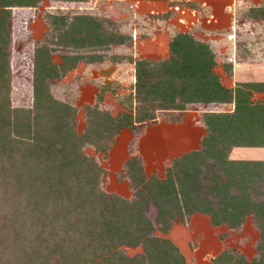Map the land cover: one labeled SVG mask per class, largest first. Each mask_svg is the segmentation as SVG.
Instances as JSON below:
<instances>
[{"label":"trees","instance_id":"obj_1","mask_svg":"<svg viewBox=\"0 0 264 264\" xmlns=\"http://www.w3.org/2000/svg\"><path fill=\"white\" fill-rule=\"evenodd\" d=\"M38 1L0 0V264H184L172 240L154 231L166 235L173 222L185 223L195 212L207 214L212 226L229 229L241 228L250 217L257 230L253 257L224 247L211 258L214 264H264V161L228 158L232 146H264V101L253 102L241 88L225 87L214 71L210 45L190 32H176L166 58L136 60L128 95L112 89L122 110L112 114L98 104L87 108L93 117L83 134L73 127L76 107L49 90L50 79L82 60L77 52L63 55L57 66L48 44L36 46L32 107H13L5 83L7 22L12 8L34 7ZM94 20L77 15L52 46L102 49L131 41L130 35L105 32L101 21ZM51 23L59 30L66 19L55 16ZM72 30L76 41L64 40ZM92 33L97 38L91 41ZM108 90L111 86L101 85L99 100ZM233 100L231 112L207 111L210 103ZM141 102H154L155 109L138 107ZM189 108L205 110L206 134L199 149L174 158L162 177H147L139 155L132 153L123 166L134 198L99 188L103 170L82 151L85 145L107 152L122 129L153 124L161 110L177 111L178 121ZM151 205L154 221L146 212ZM137 245L140 253L124 252L123 247Z\"/></svg>","mask_w":264,"mask_h":264},{"label":"crops","instance_id":"obj_2","mask_svg":"<svg viewBox=\"0 0 264 264\" xmlns=\"http://www.w3.org/2000/svg\"><path fill=\"white\" fill-rule=\"evenodd\" d=\"M236 2L237 0H125L124 12L130 18L135 17L138 24L129 33L131 41L127 45H115V47H126L128 50L119 51L120 53L113 51L114 53L109 56V59L100 62H80L76 70H83L81 81H85V85L92 88L101 84L111 86V90L104 94L102 102L114 110L117 108L122 110L123 104L120 103L119 98L112 92V89L115 88L117 94L133 90L136 60L141 58L162 59L168 51L170 40L168 32L164 34L163 32L155 33L151 37L145 38L138 36V30H141L142 24L153 20L160 21L156 18H147L145 6L150 5L152 8L158 9L162 4L165 6L168 3H174L177 4V14L172 17V21H174L176 31H191L196 36L206 39L214 53H216L214 71L219 75L221 83L228 88H241L253 102L264 101V59L258 60L253 57L237 59L234 54L227 51L233 48L230 44H232V39L237 36V26L244 25V23H239V19L231 18L232 14H235ZM180 3L182 5L186 3L187 7L181 6ZM192 4L197 7L192 8ZM229 7L232 14L227 12ZM188 11L194 15H189L186 21L184 16ZM198 23L201 24L200 29ZM257 23L258 21H256ZM262 24H259V26ZM213 29H226V31L218 37ZM162 37H165V43L160 45ZM220 61L226 62V66L230 67L229 74L219 64ZM69 75L71 76L72 73L67 74V76ZM245 84H254V87L244 86ZM234 105V100L220 103L213 102L208 105L210 110L207 111L231 112ZM204 111L199 108H189L181 113V118L177 121L175 120L178 116L177 111L167 112L161 110L157 112V120L153 124L138 123L137 128L133 131L128 128L122 129L109 152L108 161L116 165L120 162V165H123L129 156L135 153L139 155L147 177L151 174L161 177L164 167L174 158L200 148L202 138L206 134L202 120ZM129 142L133 146L130 153H128ZM122 143H124L123 147H118V145L122 146ZM228 158L233 161H264V146H232L228 152ZM115 184V193L129 197L130 191L127 181ZM201 220L204 223L206 222L208 227L213 228L214 235L209 240L202 238V231H198L196 228L200 226ZM251 224H253L252 219L247 217V223L244 222L241 228L246 230L247 233H252L251 236H253L255 243L257 230L254 224ZM222 228L226 227L224 225L212 226L207 214L195 212L185 223L181 220L173 222L166 236L184 255V264H214L211 258L227 245L225 244L226 238L219 236ZM199 246H208L207 251L199 254L200 256L197 255Z\"/></svg>","mask_w":264,"mask_h":264},{"label":"rangeland","instance_id":"obj_3","mask_svg":"<svg viewBox=\"0 0 264 264\" xmlns=\"http://www.w3.org/2000/svg\"><path fill=\"white\" fill-rule=\"evenodd\" d=\"M124 3L125 0H40L34 7L12 8L11 18L7 22L9 31V40L6 46L8 72L5 76V83L7 84L6 89L8 91V97L11 105L13 107H32V80L34 70L33 57L36 46H40L43 43L48 44L47 47L51 49L50 53L48 54L51 60L57 66L60 64L61 57L63 55H75L74 52H77L83 56L80 62L89 63L97 61L100 62L107 58L109 59V56L114 53L113 51L120 53L119 51L128 50L126 47L116 48L115 45H127L129 40L123 44H111L108 47H104L102 49L95 48L94 46H91V44L77 48L69 44H65L69 46L68 48H64L63 46H52L54 44L60 43L59 40L61 37H58V33L66 29L65 24H70L68 22L72 21V19H75L77 15H90L91 17H94V21L99 19V22L101 21L102 28L105 32L111 33L115 31L123 33L126 36L129 35V33L133 31V28L137 26L138 20L135 17L130 18V16L128 17V15H126L123 10ZM181 6L187 7L186 3L183 5L181 4ZM195 7L197 6L192 4V8ZM176 8L177 4L175 5L174 3H168L165 6L162 4L158 9L152 8L150 5H146L145 11H147V18H156L160 19V21L153 20L149 21V23L142 24L141 30H138V36L145 38L151 37V35L155 33L163 32L164 34L165 32H168L171 38V36L176 32L192 33L191 31L184 30L176 31L174 21H172V17L177 14ZM230 10L231 9L229 7L227 12L232 14ZM191 14L188 11L184 16L186 17V21L188 20V16ZM55 16H63L66 19V23L60 25L59 30L53 29L55 24L51 23L53 17ZM234 17L239 19L240 24L244 23V25L237 26V36L236 38L232 39V44H230L233 48L228 49L227 51L231 54H234L237 59H248L250 57L258 60L261 58L264 59V0H237L235 14H232L231 18ZM256 21H258L257 24ZM259 24L262 25L259 26ZM197 25L200 29L201 24L198 23ZM213 30L216 32L218 37L220 34L222 35L226 31V29ZM73 33L74 32L72 30L69 34H65L64 40L68 42L76 41L75 37L72 36ZM99 33V39H101V30ZM192 34L195 37L206 41V39H202L196 36L194 33ZM95 38H97L96 35L92 33L89 40L92 41ZM78 42L81 43L83 40L80 39ZM164 43L165 37H162L160 39V45H163ZM168 54L169 50L167 51V55ZM166 56L163 58H166ZM214 57L216 58V53H214ZM2 61L3 57L0 56V66H3ZM80 62H78V64ZM219 64L224 67L225 72L228 74L230 73V67L226 66V62L220 61ZM77 65L74 69L66 73L64 72L61 74L59 71L60 75L57 78L50 79L49 90L56 99L67 102L76 107L73 127L78 134H83L88 125V120L93 117V113L90 115L87 113L88 107H97L98 104L99 108L106 109L112 114H116V112H119L121 108L114 110L102 102L103 99L99 100V95L103 93L101 91L102 84L93 88L86 86L85 81H81V73L83 70H76ZM68 73H72V75L67 76ZM123 93L120 94L123 96L129 94V92H125V94ZM155 103H157V101H155ZM155 103L152 102L150 104L141 102L138 103V107L146 106L147 109L153 111L155 109ZM119 133L120 132H118V134L115 136L114 143L109 147L107 152L99 151L91 145H85L82 148V151L87 156L92 158L95 163L103 170L98 177L99 188L101 190L114 194L116 187L115 183H123L124 181H127V186H129L128 188L130 191V195L127 198H134L135 191L130 188V181L124 172L126 171L125 167L120 165V162H118V165H116L108 161L109 152L114 146L117 137H119ZM131 142L128 144V153L132 152L133 150L132 148L130 149ZM123 144L124 143H122V146L118 145V147L122 148ZM170 163L171 162H169L167 166L170 165ZM165 168L166 166L163 169V174L161 177L165 175ZM146 212L149 218L154 221L156 215L155 207L152 205L149 206L148 211ZM245 222L247 223V219ZM196 228L198 231H202V238H205V240H209V238L213 237L214 235L212 230L213 228L208 227L206 222L204 223L203 220L200 221V226ZM196 228L194 227V229ZM154 233L159 236H166L159 229H156ZM219 234L225 236L226 238L225 244L227 245L225 247L235 248L234 253L236 255L242 253L246 256V258L250 259L255 254L254 239L253 236H251L252 233H247L246 230H243L242 228L229 229L226 227L222 228ZM123 249L126 254L133 256L142 251V246L137 245L135 247H123ZM207 249L208 246H199L197 255L206 252Z\"/></svg>","mask_w":264,"mask_h":264}]
</instances>
